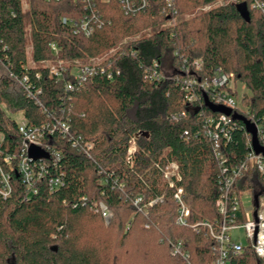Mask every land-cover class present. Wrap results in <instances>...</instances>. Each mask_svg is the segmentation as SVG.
Instances as JSON below:
<instances>
[{
  "label": "trees",
  "instance_id": "obj_1",
  "mask_svg": "<svg viewBox=\"0 0 264 264\" xmlns=\"http://www.w3.org/2000/svg\"><path fill=\"white\" fill-rule=\"evenodd\" d=\"M216 1L175 0L177 20L168 24L162 0L135 14L123 13L117 0H96L102 23L84 36L60 20L86 11L73 0H26L25 5L0 0V55L7 54L0 64L6 71L0 72V151L13 156V168L4 166L12 190L0 197V264H212L213 240L175 223L176 203L162 170L170 161L177 163L189 224L218 219L222 167L234 165L249 150L237 116L264 117V16L250 7V0ZM240 2L246 3L248 21L236 8ZM204 4L212 5L194 11ZM114 47L103 60L111 77L95 73L78 89H65L64 81L41 64L55 58L69 64L84 61ZM183 59L200 80L210 79L216 67L232 74L236 127L219 147L222 163L212 141L198 132L199 112L212 113L203 91L195 87V98L187 101L175 73L164 69L167 62L179 66ZM195 59L199 69L192 64ZM153 60L160 63L159 81L147 74ZM23 75L31 88L41 86L43 107L20 85L15 89L13 81ZM17 116L38 126L63 119L73 135L92 142L86 156L71 141L54 139L61 153L57 171L63 175L58 189L49 191L41 178L36 192L27 193L15 167L21 140ZM131 137L135 151L127 160ZM231 190L250 191L257 205L264 179L249 169ZM137 196L141 200L134 205ZM99 201L110 211L107 223L97 210ZM176 240L188 250L189 261L171 254L169 242ZM227 264H264V258L246 243Z\"/></svg>",
  "mask_w": 264,
  "mask_h": 264
},
{
  "label": "built area",
  "instance_id": "obj_2",
  "mask_svg": "<svg viewBox=\"0 0 264 264\" xmlns=\"http://www.w3.org/2000/svg\"><path fill=\"white\" fill-rule=\"evenodd\" d=\"M73 1L78 5L82 4L83 8H86V11L77 16H61L60 20L62 23L72 27L75 33L88 36L102 23L100 16L96 13V0ZM152 1L154 0H117V3L123 13L135 14L137 12L147 11ZM219 2L221 1L217 0L215 3ZM211 5L204 4L200 9L203 11L207 10ZM250 7L257 9L264 16V1L250 0ZM160 10L167 15L168 24L175 23L178 16L175 0H162ZM0 43L2 42L0 41ZM1 47L2 49H6L5 45ZM50 48L53 53L57 50L54 43H50ZM116 49L117 47L111 48L106 54L91 57L84 61L74 60L70 62L71 64L57 58L43 60L41 64L48 66V71L51 75L64 81L65 89L73 90L80 88L95 73L107 72V77H111L112 71L106 70L103 60ZM6 59L7 54L3 52V55H0V64H3ZM186 62V59H183L179 66H173L174 70L171 73H175L174 78L185 91L187 101H192L195 98L194 88L198 87L203 91V96L205 95L211 104L232 110V113L228 115L217 111H212L208 115L202 114L201 111L199 112L202 124L198 132L212 141L215 156L222 163V154L219 147L222 143L230 139L231 132L236 127L232 116H234V108L237 106V94L230 91L234 89L232 74L226 72L221 67H216L215 74L210 79L200 80L191 73V69L186 65ZM192 64L195 69L200 68L199 59H195ZM159 68V61L153 60L150 70L147 71L149 78L155 81L161 80L163 75L159 71ZM35 77L38 78L39 75L36 74ZM17 83L27 96L31 97L37 104L43 107L39 100L41 86L38 85L31 88L28 84L27 75L19 78ZM247 115L242 117L254 125L259 144L264 147V141H260L264 138V117H258L248 112ZM17 120L21 140L15 167L17 175L24 184L27 193L36 192V184L41 178H45L49 191H54L62 185L63 175L57 171L61 163V153L53 145L55 138L71 141L72 146L78 148L84 155L90 156L92 142L86 141L80 136L73 135L70 132L69 123L63 119L55 118L42 123L40 126L27 124L23 117ZM186 133L187 131H184V134ZM246 133V143L249 146V150L245 156L230 167L223 166L221 170L219 193L215 200V206L219 215L218 219L213 221L203 219L189 224L190 208L185 202L184 189L179 184L181 174L178 165L176 162L170 161L162 170V176L168 187L172 189V196L176 203L175 223L178 225H190L195 232L201 233L204 237L213 240L212 264H227L228 257L238 255L246 243L253 248L257 256L264 258V194L259 196L257 205H255L250 191L234 192L231 190L236 178L246 170L256 169L264 179V154L261 152L256 153L253 150L251 146V134L247 131ZM30 146L39 147L42 149V153L30 156L28 153ZM134 151L135 142L134 138L131 137L126 149L127 160L132 158ZM1 154L0 151V157L3 158L4 165L0 161V197L5 198L10 194L12 186L10 174L4 166L13 168L10 165L13 156ZM158 198L151 199L148 204H153ZM140 200L141 197H135L133 204L137 205ZM97 210L100 212L103 221L107 223L111 215L107 205L99 201L97 203ZM241 228L244 231L246 243H242L232 236V231ZM169 245L171 254L189 261V252L183 247L180 240L170 241Z\"/></svg>",
  "mask_w": 264,
  "mask_h": 264
},
{
  "label": "water",
  "instance_id": "obj_3",
  "mask_svg": "<svg viewBox=\"0 0 264 264\" xmlns=\"http://www.w3.org/2000/svg\"><path fill=\"white\" fill-rule=\"evenodd\" d=\"M236 8L239 12V14L246 20H249V12L246 6L245 2H240L236 5ZM203 101H204V105L211 111L215 112H222L224 114H231L232 110L230 108H226L223 106H216L211 104L207 97L204 95L203 96ZM234 116H237V114L233 113ZM244 124L245 126V130L251 134V146L253 148V150L258 153L261 152L264 154V147L261 146L259 144L256 132H255V128L254 125L252 123H250L246 118L241 117V116H237ZM28 153L30 156H35L36 154L42 153V149H40L39 147L36 146H30L28 149Z\"/></svg>",
  "mask_w": 264,
  "mask_h": 264
},
{
  "label": "rangeland",
  "instance_id": "obj_4",
  "mask_svg": "<svg viewBox=\"0 0 264 264\" xmlns=\"http://www.w3.org/2000/svg\"><path fill=\"white\" fill-rule=\"evenodd\" d=\"M25 3H26V0H23V4L25 5ZM201 6H199V7H197L194 11H200L201 9ZM28 64L29 65H32L33 63L30 61V60H28ZM50 64V63H49ZM166 71H168V72H171V71H173L174 69H173V66L171 65V63H168L167 62V64H166V66H165V68H164ZM4 71H5V69L4 68H1V70H0V72L1 73H3L4 74ZM5 73H6V71H5ZM13 85L15 86V89H19V84L16 82V81H13ZM240 86V85H239ZM242 88H240V90H241ZM17 118L18 119H20V117H18L17 116ZM105 223V222H104ZM232 236L234 237V238H236V240H238V241H240V242H242V243H246V237H245V234H244V231H243V229L241 228V229H238V230H234V231H232Z\"/></svg>",
  "mask_w": 264,
  "mask_h": 264
},
{
  "label": "bare ground",
  "instance_id": "obj_5",
  "mask_svg": "<svg viewBox=\"0 0 264 264\" xmlns=\"http://www.w3.org/2000/svg\"><path fill=\"white\" fill-rule=\"evenodd\" d=\"M212 3V2H211ZM99 14V13H98Z\"/></svg>",
  "mask_w": 264,
  "mask_h": 264
}]
</instances>
